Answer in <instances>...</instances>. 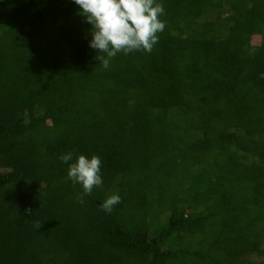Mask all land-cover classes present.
<instances>
[{
    "label": "trees",
    "instance_id": "trees-1",
    "mask_svg": "<svg viewBox=\"0 0 264 264\" xmlns=\"http://www.w3.org/2000/svg\"><path fill=\"white\" fill-rule=\"evenodd\" d=\"M157 2L153 51L105 69L73 0H0V264L262 254L264 0ZM68 152L102 160L83 204Z\"/></svg>",
    "mask_w": 264,
    "mask_h": 264
},
{
    "label": "clouds",
    "instance_id": "clouds-1",
    "mask_svg": "<svg viewBox=\"0 0 264 264\" xmlns=\"http://www.w3.org/2000/svg\"><path fill=\"white\" fill-rule=\"evenodd\" d=\"M80 9L79 15L91 25L92 39L89 47L98 50L97 56L103 67L107 69L111 60L118 54L132 52L151 53L159 41L160 33L165 30L166 21L162 3L157 0H73ZM24 124L30 120L24 113ZM62 163L68 164L67 180L82 187L78 202L84 203V196L91 195L95 188L102 187V160L98 155L88 158L85 155L75 157L68 152L60 157ZM71 162V163H69ZM121 202L118 194L105 199L101 205L106 214H111L114 207ZM28 215L32 209H26ZM36 228L41 225L37 222Z\"/></svg>",
    "mask_w": 264,
    "mask_h": 264
},
{
    "label": "rangeland",
    "instance_id": "rangeland-1",
    "mask_svg": "<svg viewBox=\"0 0 264 264\" xmlns=\"http://www.w3.org/2000/svg\"><path fill=\"white\" fill-rule=\"evenodd\" d=\"M260 248L262 249L261 255H251L248 257L254 264H264V238L261 239Z\"/></svg>",
    "mask_w": 264,
    "mask_h": 264
}]
</instances>
